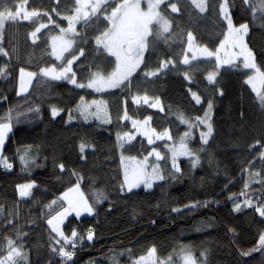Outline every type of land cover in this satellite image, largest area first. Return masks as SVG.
I'll return each instance as SVG.
<instances>
[{"label":"trees","instance_id":"obj_1","mask_svg":"<svg viewBox=\"0 0 264 264\" xmlns=\"http://www.w3.org/2000/svg\"><path fill=\"white\" fill-rule=\"evenodd\" d=\"M171 3L177 4V12L171 11ZM205 3L208 5L205 12H200L191 0H168L161 5L162 14L171 22L172 38L167 43L155 41L145 52V64L132 77L131 94L120 89L95 93L91 89H78L67 81H51L38 76L33 78L28 92L18 96L20 67L38 73L40 67L66 64L71 53L79 57L72 66L78 82L86 83L90 71H110L108 61L112 58L95 44V36L103 31L107 21L98 13L99 20L93 17L90 26L83 21L78 23L76 31L80 35L72 37L76 43L71 53H65V59L58 62L51 55L50 38L59 34L55 24L66 28L67 21L53 9L57 8L61 14H72L76 0H0L1 15H11L20 6L29 13H38L28 20L6 18L0 28V48L9 53L8 56L0 55V67L8 66L7 76L0 77V123L12 126L1 152L2 158L11 165L10 169L4 166L0 170L1 257L7 256V237L17 246L22 245L27 264H61L58 252L53 253L51 249H59L63 241L54 242L58 238L46 221L62 208L63 202L57 198L77 182L72 175L75 172L90 203L93 194L100 190L108 199L96 205L93 216L79 221L69 218L64 224L63 230L68 235L74 229L77 236L88 227L94 231L93 240L77 251L68 264H134L152 249L158 263L179 264L182 246H190L197 261L205 259L201 253L206 251V264H264V254L260 252L240 256L241 249L256 245L259 232L264 230V221L252 209L232 211L234 203L243 200L240 193L249 176L243 169L259 172V178L264 179L259 145L250 148L257 139L264 138V108L244 83L250 72L241 64L222 67L216 84L211 85L205 77L214 70V61L180 63L186 47V41L180 36L187 37L191 32L196 45L212 51L223 38L218 6L216 12L212 10L217 0H205ZM230 3L235 5L231 9L234 21L249 24L246 43L258 64H264V16L257 13L253 19L251 10H242V0H230ZM45 12L48 15H43ZM49 16L54 24L48 23ZM40 23L46 27L36 34L33 43L30 33ZM166 59H173L177 68L188 70L192 81H186L182 71L174 70L172 65L156 77H143L144 71L156 69L159 62ZM217 87L223 95L216 91ZM189 89L201 96V105L195 104ZM132 95L158 96L163 111L148 107L142 100L133 104ZM81 96L88 101L106 99L112 122L100 124L92 118L85 123L76 110ZM209 98L214 101L213 137L208 145L202 146L199 131L194 128L187 141L192 150L198 151L203 168L193 169L189 159L181 157L177 160L181 172L173 178L168 147L177 146L180 136L188 130L178 115L183 114L195 123V117L203 115ZM53 106L61 110L55 118L51 114ZM37 107L38 113L30 111ZM125 111L132 119L140 121L150 116V127L157 132L167 129L170 139L149 145L146 138L136 135L130 144L117 147V132L135 133L129 120L119 119ZM69 115L73 117L71 121ZM199 130H204L202 125ZM201 147L206 151L199 152ZM153 148L166 157L157 161L166 179L154 183L147 191L139 188L133 193L121 192V155L143 159ZM33 158L35 163H31ZM60 164L65 167L63 172ZM27 183L35 186L27 197L21 198L18 186ZM261 189L260 183L253 182L247 192L258 200L264 198ZM233 193L235 197L229 200ZM53 200L57 203L52 204ZM200 202L210 203L207 207L201 204L189 210L191 205ZM50 204L51 208L46 207ZM174 208L178 211H173ZM17 228L21 232L19 239ZM230 228L233 231H229ZM17 260L18 264H24L23 260Z\"/></svg>","mask_w":264,"mask_h":264},{"label":"snow or ice","instance_id":"obj_2","mask_svg":"<svg viewBox=\"0 0 264 264\" xmlns=\"http://www.w3.org/2000/svg\"><path fill=\"white\" fill-rule=\"evenodd\" d=\"M165 3V0H147L146 8L144 6V0H122V2L110 3L109 0H76V6L72 14H61L57 8L53 11L57 12L61 16V19L67 21V27H62L59 24H55L59 28V34L53 35L50 38V46L52 49L51 55L58 62H62L65 57V53H71L73 45L76 41L72 38L79 36L80 33L76 31L77 23L83 21L85 25L90 26V21L93 17L99 20V14H103V18L107 21V25L100 32L99 35L95 36V44L98 49L102 48L107 57H111L112 60L108 61L111 66L110 71H90L86 77L87 82H78L77 74L73 70V63L77 59L74 53H71V58L67 59L66 64L61 63L59 67L48 66L40 67L39 72L27 70L24 67L19 68V88L17 95H21L27 92L28 86L31 84L35 77H46L51 81H67V83L75 86L78 89H91L95 93H104L111 89H120L121 92L127 90L130 94L132 91V77L140 69L142 64H145V52L154 46L155 41L163 40L165 43L172 38L170 34L171 22L169 18L162 14L161 5ZM243 9L251 10L253 19L256 18V14L260 13L264 16V0H258L257 3H253L252 0H242ZM220 20L223 21L221 27V34L223 38L219 41V45L214 51L210 50L205 46H198L195 43L194 36L191 32L187 36V47L185 53L191 52V60H198L200 58L211 60L214 58L215 66L213 71H209L205 77L209 84H216V77L219 74V70L227 65L234 66L242 64L243 69L250 70L251 74H246L247 78L244 81L245 84L249 85L252 92L256 94L260 105L264 108V64H258L253 51L249 48L246 43V36L249 32V24L247 22H239L238 24L234 21L231 9L235 7L234 4L230 3V0H217V4L213 5V12L217 11ZM196 7L200 12H205L208 5L205 0H199L196 3ZM170 8L172 12H177V4L171 3ZM89 9L91 11H89ZM110 9V11H109ZM38 13L30 12V18L37 16ZM43 15H48L47 12ZM48 23H55L51 16H49ZM155 25V27H153ZM46 27L45 24L40 23L35 31L30 33V37L33 43L36 41V34L40 32L41 28ZM83 31V29L81 30ZM2 34V32H0ZM169 34V35H165ZM152 37L153 39H150ZM0 55L8 56L9 53L5 52L3 48H0ZM80 55H84V50L80 49ZM183 65H190V59L185 54L183 59L180 61ZM169 65L173 66V69L180 72L182 71L184 79L191 82L192 78L188 70H181L176 67L173 59L161 60L159 66L156 69L148 68L143 72V77H156L164 69H167ZM7 65L0 67V77L7 76ZM227 70V69H225ZM216 91L220 95L223 92L216 88ZM190 96L196 105H201V96L196 92L189 89ZM132 103L139 104L141 100L148 107L157 109L160 108L161 101L158 96L150 97L148 95L138 96L132 95ZM108 101L106 99H92L86 100L84 96L80 97V103L77 105L76 110L79 111L81 118L85 123H88L90 119L95 118L100 124L111 123V118L108 113ZM213 109L214 101L209 98L207 106L203 109V115H197L195 117V123L192 120L186 119L183 114L178 115V119L182 124L187 125L188 130L180 136L178 146L168 147V151L171 153V165L174 172L172 173L175 178L176 173L181 172V167L177 163L179 157H186L190 161L191 168L195 169L200 165L201 160L198 151L192 150L187 141L192 137V129L199 131V139L201 145H208L210 138L213 137L214 125H213ZM11 111V110H10ZM30 111L39 112V108L31 109ZM60 109L55 106L52 107L51 114L53 118L59 115ZM17 115H23L18 113ZM72 116L69 115L68 120H72ZM9 119L11 117L9 116ZM119 119L129 120L132 127L135 129V133L132 132H117L116 140L117 147L123 148L125 144H130L136 135H140L147 139L148 144L154 143V140L170 139L169 132L165 129L163 132H157L151 128L149 121L150 116H146L143 121L132 119L125 111L123 116ZM202 125L204 130H199V126ZM12 126L10 123H0V148L3 147L7 134L11 132ZM259 145V158L264 162V138L257 139L254 144L250 145V148H255ZM81 152L83 153L84 144L80 145ZM206 151L204 147L199 149V152ZM155 157L156 161L166 159L160 151L153 148L148 152L147 156L143 159L137 160L135 157H125L121 155V169L123 172V182L120 184L121 192L125 190L127 193H133V190L143 188L147 191L152 189L153 184L156 181H162L166 179V176L162 174L161 167L157 163H151L149 157ZM22 161L24 157L21 158ZM83 160V155L81 156ZM31 163H35V159L31 160ZM6 168H11L7 160L3 161ZM39 166V165H38ZM60 170L63 172L65 167L63 164L59 165ZM243 171L249 173L248 179L244 183L240 196L243 197L242 201L235 202L232 208L233 212H240L243 209H252L255 214H258L262 221H264V198L254 200L247 192L249 185L253 182L260 183L262 185V191H264V179H260L259 172H252L248 168H244ZM73 176H76V183L73 186L67 188L57 199L63 201L66 206H62V210L56 212L51 219L47 220V224L50 226L51 231L55 233L58 239H55L56 244H60L59 249L52 247L53 253L59 254L61 257V264H68L72 261L74 256L73 251H68L65 245L71 243L73 248L76 246L74 240L66 236L61 231L60 225L63 224L66 218L75 213L77 218H80L83 213L87 215H93L96 205L102 203L108 199L107 195L102 191H97L93 194L92 202L90 203L86 199L84 193L80 187V177L77 173L73 172ZM34 183H27L18 186L17 191L21 197H26L30 194V190L34 187ZM235 193L229 195L228 199L232 200L235 197ZM57 203V200H53L52 204ZM210 202H200L193 204L190 207L196 208L198 206L207 207ZM46 207L51 208L50 205ZM178 211V209H173ZM11 221H9L10 223ZM229 231H233L231 228ZM17 238L21 237L19 228L16 230ZM77 236V231H72V237ZM93 230L88 229L87 239L93 240ZM7 240V256L0 258V264H18L17 258L23 260L24 264H27V254L22 252V245L17 246L11 239ZM154 249L149 251V257L146 259L142 257L138 261H134V264H151V257L154 253ZM255 252L264 254V230H261L258 234V240L256 245L249 249H241L240 256L247 257L251 256ZM181 258L183 264H206V251L201 253V256L205 259L197 261L192 256V250L190 246L181 247ZM94 264V262H93Z\"/></svg>","mask_w":264,"mask_h":264},{"label":"rangeland","instance_id":"obj_3","mask_svg":"<svg viewBox=\"0 0 264 264\" xmlns=\"http://www.w3.org/2000/svg\"><path fill=\"white\" fill-rule=\"evenodd\" d=\"M168 0H165V2H167ZM195 5H196V3H198L199 2V0H191ZM146 4H147V0H144V6H145V8H146ZM89 11H91L90 9H89ZM11 18V19H22V20H28V19H30V13L28 12V11H26L25 10V8L23 7V6H20L18 9H17V11L15 12V13H13V14H11V15H1L0 14V28L3 26V22L5 21V19L6 18ZM78 24V23H77ZM153 27H155V25H153ZM166 35V34H165ZM150 39H153L152 37H150ZM180 39H182L183 41L185 40L186 41V47H187V37H185V36H180ZM186 47H185V49H186ZM185 54L189 57V59H190V61H196V60H191V56H192V53L191 52H187V53H185L184 52V56H185ZM65 55V54H64ZM198 60H208V59H204V58H200V59H198ZM212 61H214V63H215V60H214V58H212L211 59ZM223 67H232V66H227V65H225V66H223ZM241 67H242V64H241ZM243 68V67H242ZM244 70H246V71H249L250 72V70H247V69H244ZM250 74H251V72H250ZM32 83V82H31ZM31 85V84H30ZM30 85L28 86V90H29V88H30ZM248 87H249V85H247ZM18 88H19V72H18V79H17V88H16V92L18 91ZM250 88V87H249ZM251 89V88H250ZM28 90H27V92H28ZM27 92H24V93H22L21 95H18V96H22V95H24V94H26ZM255 94V93H254ZM256 95V94H255ZM10 133V132H9ZM9 133L7 134V136L9 135ZM7 138V137H6ZM6 141V140H5ZM154 141H157V140H154ZM5 144V143H4ZM178 146V145H177ZM3 148V147H2ZM2 148H0V170L4 167V164H3V161H4V159L2 158V156H1V152H2ZM179 158H181V157H179ZM178 158V159H179ZM137 159V158H136ZM137 160H140V159H137ZM153 160V161H152ZM149 161L151 162V163H157V161L155 160V157L153 156V157H149ZM158 164V163H157ZM120 165H121V162H120ZM201 168H203V163H202V161H201V163H200V165L199 166H197V169H201ZM121 174H122V182H123V172H122V169H121ZM156 182H158V181H156ZM155 182V183H156ZM140 188H143V186H141ZM139 189V188H138ZM136 190V189H135ZM82 191V190H81ZM125 192H127L126 190H125ZM19 193V192H18ZM85 195V194H84ZM20 196V195H19ZM21 197V196H20ZM27 197V196H26ZM86 197V196H85ZM21 198H23V197H21ZM86 199H87V197H86ZM63 202V201H62ZM63 206H66L65 204H64V202H63ZM60 210H62V208L60 209ZM94 214V213H93ZM54 215H56V213L54 214ZM54 215H52L51 217H49L48 219H51ZM91 216H93V215H91ZM91 216H89V215H87V213H83L82 215H81V217L80 218H77L76 216H75V213H72V214H70L67 218H66V220H65V222L63 223V224H61L60 225V228H61V231H63L64 233H65V231L63 230V226H64V224L67 222V220L69 219V218H74V219H76L77 221H79V220H81V219H83V218H85V217H91ZM47 219V220H48ZM46 224H47V221H46ZM47 226L50 228V226L47 224ZM51 229V228H50ZM73 231V230H72ZM55 234V233H54ZM65 235L66 236H68V237H72V232H71V234L70 235H68V234H66L65 233ZM89 241V240H88ZM90 242V241H89ZM192 256H193V254H192ZM149 257V254L148 255H146L144 258H148ZM0 258H3V257H1L0 256ZM141 259V258H140ZM140 259H138V260H140ZM138 260H136V261H138ZM151 264H163V263H158L157 262V260L155 259V256H154V253H153V255H152V257H151ZM179 264H183V260H182V258H181V261H180V263Z\"/></svg>","mask_w":264,"mask_h":264},{"label":"built area","instance_id":"obj_4","mask_svg":"<svg viewBox=\"0 0 264 264\" xmlns=\"http://www.w3.org/2000/svg\"><path fill=\"white\" fill-rule=\"evenodd\" d=\"M89 228H91L93 230L92 227H88V228H86V229L83 230V232H82L81 235H79V236H77L75 238H71L72 240H74L76 246L73 248L72 244L69 243V244L65 245L66 250L73 251L74 252V255H75L77 253V251H79L86 244H88L89 241L87 239V232H88V229ZM93 233H94V231H93ZM62 244H63V242H62Z\"/></svg>","mask_w":264,"mask_h":264},{"label":"crops","instance_id":"obj_5","mask_svg":"<svg viewBox=\"0 0 264 264\" xmlns=\"http://www.w3.org/2000/svg\"><path fill=\"white\" fill-rule=\"evenodd\" d=\"M70 238H72V237H70Z\"/></svg>","mask_w":264,"mask_h":264}]
</instances>
